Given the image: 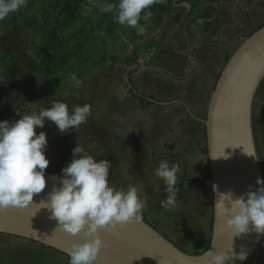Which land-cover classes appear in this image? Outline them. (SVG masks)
<instances>
[{
	"label": "crops",
	"instance_id": "1",
	"mask_svg": "<svg viewBox=\"0 0 264 264\" xmlns=\"http://www.w3.org/2000/svg\"><path fill=\"white\" fill-rule=\"evenodd\" d=\"M173 10L167 16L166 35L149 63L123 66L116 73L106 71L105 88L97 82L83 81L78 90L71 84L64 93L51 92L49 97L34 103L50 107L53 100H61L70 111L75 105L89 104L91 114L87 122L76 128L78 144L86 146L98 161L111 162L112 184L124 188L130 183L143 185L141 195L147 199L144 212L149 224L175 244L172 225L185 218L181 220L173 209L161 208L160 201L166 197L165 185L154 176V171L162 160L178 166L177 205L181 204L185 213L184 192L205 186L185 180H195L209 172L208 158L202 151L206 146L203 121L211 94L226 58L234 54L245 38L264 26V0L204 1L198 7L185 1L173 3ZM178 17L180 21L176 22ZM2 75L11 76L1 69ZM132 88L150 101L144 110L140 109ZM0 97V110L6 102L14 100L7 94ZM76 97L80 100L78 104L74 102ZM34 103L23 108L32 111L36 107ZM253 127L255 133L259 131L264 158V81L255 100ZM40 131L50 132L45 151L49 160L45 171L50 172L62 159V152L71 148L72 140L69 131L61 134L51 121L36 129L37 133ZM71 160L72 156L64 167ZM263 261L264 241L258 264Z\"/></svg>",
	"mask_w": 264,
	"mask_h": 264
},
{
	"label": "clouds",
	"instance_id": "2",
	"mask_svg": "<svg viewBox=\"0 0 264 264\" xmlns=\"http://www.w3.org/2000/svg\"><path fill=\"white\" fill-rule=\"evenodd\" d=\"M27 0H0V20L26 5ZM164 0H89V4L101 13H112L114 22L134 28L138 35L146 32L140 21L149 22L153 15L151 8ZM74 89L82 81L75 74L69 77ZM36 107L21 118L0 121V212L9 208L25 209L33 204V197L46 188L45 170L49 160L45 156L47 134L37 128H44L51 121L61 134L69 129L79 128L91 114L89 104L75 105L71 111L61 100H53L50 107ZM228 148V147H226ZM225 149V148H224ZM255 156V155H250ZM258 159V158H257ZM111 162L97 160V156L77 144L72 150V160L64 167L58 180L59 187L47 194L39 208L49 210V219L55 221L59 230L72 237H81L68 253V264H96L102 249L107 246L101 238V231L115 233L127 224H140L147 209V199L141 193L142 184H128L117 187L109 180ZM178 166L167 160L160 161L154 176L165 185V199L160 201L164 210L177 205ZM257 190L250 186L248 191L236 197L231 191L219 193L216 208L224 218V231L240 237L254 230L264 236V179L257 178ZM215 188V186H214ZM251 226V228H250ZM208 264H229L225 252L208 251ZM241 254L238 259H245Z\"/></svg>",
	"mask_w": 264,
	"mask_h": 264
},
{
	"label": "rangeland",
	"instance_id": "3",
	"mask_svg": "<svg viewBox=\"0 0 264 264\" xmlns=\"http://www.w3.org/2000/svg\"><path fill=\"white\" fill-rule=\"evenodd\" d=\"M185 1L198 7L204 1L216 0H164L157 3L151 8V20L140 21L146 26V32L138 35L134 28L114 22L112 13H101L92 7L89 0H27L24 7L0 20V67L11 76H17L19 85L14 100L2 106L0 119L17 112L20 106L29 108L34 102L24 98L39 92L43 83L47 82L54 93H64V89L72 84L70 74H75L82 82H97L99 87L105 88L106 71L116 73L123 66L149 63L150 56L166 35L165 25L168 13L174 11L173 3ZM107 2L118 3V0ZM42 61L45 62L43 65ZM46 66L52 70L48 77L41 73ZM74 102L78 104L79 98L76 97ZM203 130L205 133V126ZM254 135L264 176L259 131L255 133L254 130ZM184 194L187 197L185 213L181 204L173 209L181 220L185 218L172 225L176 234L173 240L187 253L195 254L204 250L211 239V183L195 186ZM0 240L2 264H68L63 254L33 242L7 235L0 236Z\"/></svg>",
	"mask_w": 264,
	"mask_h": 264
},
{
	"label": "water",
	"instance_id": "4",
	"mask_svg": "<svg viewBox=\"0 0 264 264\" xmlns=\"http://www.w3.org/2000/svg\"><path fill=\"white\" fill-rule=\"evenodd\" d=\"M263 81L264 26L245 38L230 57L215 84L203 121L213 199L207 252H225L229 264H247L264 238L254 230L233 237L224 231V218L216 208L219 193L231 191L238 197L250 186L257 190V178L264 179L253 127L254 104ZM53 176L60 177L45 171L46 188L34 195L31 206L0 212V235L30 241L68 257L73 244L82 242L81 237L61 232L49 219V210L39 208L53 187H59L58 180L50 179ZM101 238L107 247L96 264H208L207 252L199 256L183 252L145 221L120 226L115 233L101 231ZM241 254L246 258L238 259Z\"/></svg>",
	"mask_w": 264,
	"mask_h": 264
},
{
	"label": "trees",
	"instance_id": "5",
	"mask_svg": "<svg viewBox=\"0 0 264 264\" xmlns=\"http://www.w3.org/2000/svg\"><path fill=\"white\" fill-rule=\"evenodd\" d=\"M227 1V0H224ZM181 17H178L176 19V22L180 21ZM258 30V29H257ZM256 30V31H257ZM61 56V55H57L56 57ZM231 56H228L226 58V64L228 63V61L230 60ZM62 59L68 58V56H61ZM45 62L42 61V65ZM2 67H0L1 70ZM51 69L49 67H44V69L41 71L42 75L45 76H50L51 75ZM43 87L42 89L37 92L32 94L30 97L27 98V101L30 102H34L37 100H42L44 98L49 97L51 94V88L48 86V83H43L42 84ZM50 85V83H49ZM132 92L136 94V96L138 97L139 103H140V109L144 110L145 108H147L149 106V100L141 95L138 91H136L134 88H132ZM19 93V85H18V77L17 76H9V75H2L0 76V94H7L10 97H15L17 94ZM212 95V94H211ZM0 104H1V97H0ZM31 112V109H24L23 107H19L17 112L11 113V114H7L6 117H4L3 119H0V121H12L14 122L15 120L21 118L24 114H29ZM47 134V139L50 137V132L46 131L45 132ZM206 133V132H205ZM39 134V133H37ZM69 135L70 138L72 140V146L70 149L64 150L62 152V159L60 161H58L55 165V168L50 171V173L57 175V176H61L62 175V169L65 166V163L67 162V160L69 158H71L72 156V150L77 146L78 144V140H79V133L77 132L76 128L73 129H69ZM202 153L204 154V156H208V151H207V147L205 146ZM211 178H210V173L207 172L204 175H202L201 177L195 179V180H185L186 183H192V184H202V183H210ZM212 206H213V200L211 202V210H212ZM213 213V210L211 211ZM143 221H145L146 223H149L147 220V216L145 214V212H143ZM212 222H211V233H212ZM211 240V239H210ZM263 241L264 238L259 246L258 251L256 252V254L250 259V261L247 264H258L260 261V256L262 253V246H263ZM40 246V245H39ZM43 248H46L44 246H41ZM210 247V241L209 244L207 245V247L200 251L197 252L195 254H192L194 256H199L204 254L205 252H207V250ZM49 249V248H46ZM179 249L183 252H186L185 250H183L182 248L179 247ZM67 259L69 260V257H67Z\"/></svg>",
	"mask_w": 264,
	"mask_h": 264
},
{
	"label": "snow or ice",
	"instance_id": "6",
	"mask_svg": "<svg viewBox=\"0 0 264 264\" xmlns=\"http://www.w3.org/2000/svg\"><path fill=\"white\" fill-rule=\"evenodd\" d=\"M222 151L224 152V149L222 148Z\"/></svg>",
	"mask_w": 264,
	"mask_h": 264
}]
</instances>
